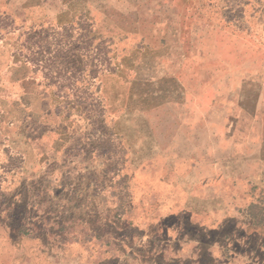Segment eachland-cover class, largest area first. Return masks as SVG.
<instances>
[{
  "label": "rangeland",
  "instance_id": "rangeland-1",
  "mask_svg": "<svg viewBox=\"0 0 264 264\" xmlns=\"http://www.w3.org/2000/svg\"><path fill=\"white\" fill-rule=\"evenodd\" d=\"M82 5L0 52V264H264L206 242L234 218L193 188L222 165L245 210L264 186V0Z\"/></svg>",
  "mask_w": 264,
  "mask_h": 264
},
{
  "label": "crops",
  "instance_id": "crops-1",
  "mask_svg": "<svg viewBox=\"0 0 264 264\" xmlns=\"http://www.w3.org/2000/svg\"><path fill=\"white\" fill-rule=\"evenodd\" d=\"M83 2L85 0H0V16L6 21V26L0 29V52L5 53L10 58H15V65H21L18 59L20 58L19 52L22 47L21 44H17L21 37L19 32L25 28H28L27 32H29L35 24H49L51 18L55 16H69L75 9L82 8ZM18 23L23 25L19 26ZM59 23L61 22L57 24ZM14 41L16 42L13 43ZM262 112L264 113V109ZM259 141L264 145V134ZM207 168L209 169L207 175H205L206 172H203V175L197 178L198 180L193 188H199L197 190L200 193L205 188L211 189L214 192L212 198L214 205L210 207L213 211L211 214L228 213L234 218V221L228 225L227 231L223 223L212 221L211 225H215L218 228L212 231L211 234L209 233V238L206 242L221 245L222 248L238 247L243 249L249 245L254 250H264V201L260 204L257 202L259 198L257 195L261 196V194H264V186L255 185V188L258 187L259 194L250 198V202L254 204H250L245 210L237 208L236 204L229 207L223 204L221 198L225 197L226 188L223 189L226 184L225 167L222 165H209ZM240 181L234 180L230 184V187L233 188V194L230 196L233 202H236V198L239 196L236 195V187L238 183L241 184ZM251 206H259L260 211L257 213L252 212L249 210Z\"/></svg>",
  "mask_w": 264,
  "mask_h": 264
},
{
  "label": "trees",
  "instance_id": "trees-1",
  "mask_svg": "<svg viewBox=\"0 0 264 264\" xmlns=\"http://www.w3.org/2000/svg\"><path fill=\"white\" fill-rule=\"evenodd\" d=\"M67 26H71L72 27V23L67 24L65 26H62L61 29H65ZM44 33L46 34V31H42V32H36L33 36V39H26L25 41H23L24 43V49L29 52L26 56H25V60L29 61L32 64H40L39 67L41 69H43V63L44 60L47 59L45 58V52L41 51L43 48V44H38V42L40 40H43V36ZM91 40H94V38H91ZM33 45V48H32ZM35 46V48H34ZM23 47V45H22ZM63 55V53L61 51H58V49L54 52V54L49 58L50 59H54L56 61V69L58 70V74H62V76L64 77L65 75L68 77L71 75V73L69 72L68 69L65 68V65L63 63L64 59L63 57H61ZM48 60V59H47ZM62 67L61 69L59 67ZM101 70V69H99ZM43 78H44V73H42ZM97 74H94L93 76L96 77Z\"/></svg>",
  "mask_w": 264,
  "mask_h": 264
}]
</instances>
